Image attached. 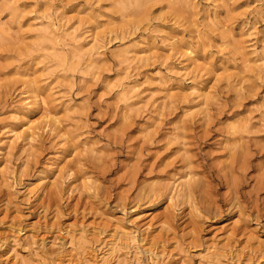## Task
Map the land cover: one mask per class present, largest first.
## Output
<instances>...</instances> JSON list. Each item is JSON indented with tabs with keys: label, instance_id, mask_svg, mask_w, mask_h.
Masks as SVG:
<instances>
[{
	"label": "rangeland",
	"instance_id": "374dc122",
	"mask_svg": "<svg viewBox=\"0 0 264 264\" xmlns=\"http://www.w3.org/2000/svg\"><path fill=\"white\" fill-rule=\"evenodd\" d=\"M0 264H264V0H0Z\"/></svg>",
	"mask_w": 264,
	"mask_h": 264
},
{
	"label": "bare ground",
	"instance_id": "6f19581e",
	"mask_svg": "<svg viewBox=\"0 0 264 264\" xmlns=\"http://www.w3.org/2000/svg\"><path fill=\"white\" fill-rule=\"evenodd\" d=\"M70 36V34H66V35H64L63 36V38H65V37H69ZM74 39V38H73ZM124 55H126V53L124 54ZM73 56H78V54H77V51L73 54ZM39 96V95H38ZM30 123L31 122H29V120L28 121H26L25 122V127H24V129H27V130H30L31 129V125H30ZM24 126V125H23Z\"/></svg>",
	"mask_w": 264,
	"mask_h": 264
}]
</instances>
